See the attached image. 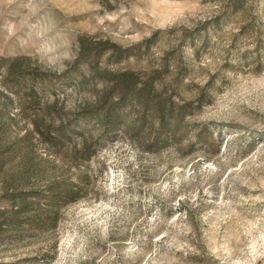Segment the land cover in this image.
I'll return each mask as SVG.
<instances>
[{
	"label": "rangeland",
	"instance_id": "obj_1",
	"mask_svg": "<svg viewBox=\"0 0 264 264\" xmlns=\"http://www.w3.org/2000/svg\"><path fill=\"white\" fill-rule=\"evenodd\" d=\"M79 37L128 49L101 68L168 65L179 142L77 119L104 88ZM0 224V264H264V0H0Z\"/></svg>",
	"mask_w": 264,
	"mask_h": 264
},
{
	"label": "trees",
	"instance_id": "obj_2",
	"mask_svg": "<svg viewBox=\"0 0 264 264\" xmlns=\"http://www.w3.org/2000/svg\"><path fill=\"white\" fill-rule=\"evenodd\" d=\"M109 51V58H113L114 62H121L129 52L127 48L109 40H92L87 37L78 39V62L88 65L92 77L101 79L104 88L97 94L94 105L87 107L77 119L93 121L106 131L120 130L149 152L179 142L188 131L186 117L193 114L194 107H190L192 101L178 102L163 89V75L169 68L168 65L142 71L101 68L100 58ZM23 59L24 57L11 59L6 71L24 69L20 65ZM33 123L39 134L66 136L63 128L58 129L60 135H56V131L48 130L42 121L41 124L37 121ZM77 152L78 159L89 157L90 145L87 140ZM52 185L50 183L49 193L52 198L55 194L58 195L54 197L57 202L62 199L74 200L80 191L79 184L62 185L58 192Z\"/></svg>",
	"mask_w": 264,
	"mask_h": 264
}]
</instances>
